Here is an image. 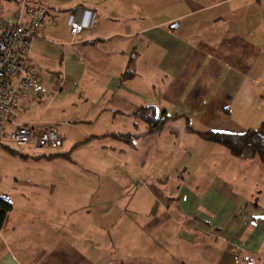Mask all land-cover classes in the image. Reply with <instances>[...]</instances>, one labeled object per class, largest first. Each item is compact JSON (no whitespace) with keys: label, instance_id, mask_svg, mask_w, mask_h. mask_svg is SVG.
Wrapping results in <instances>:
<instances>
[{"label":"crops","instance_id":"obj_1","mask_svg":"<svg viewBox=\"0 0 264 264\" xmlns=\"http://www.w3.org/2000/svg\"><path fill=\"white\" fill-rule=\"evenodd\" d=\"M2 1L10 18L23 0ZM26 1L49 13L31 53L42 79L34 114L18 119L55 129L62 147L0 192L13 207L0 264L263 257L264 206L244 159L187 127L243 134L263 122L264 0ZM79 9L97 26L73 36ZM128 67L135 76L122 81ZM143 106L175 119L132 145L124 136L147 130L133 116Z\"/></svg>","mask_w":264,"mask_h":264},{"label":"built area","instance_id":"obj_2","mask_svg":"<svg viewBox=\"0 0 264 264\" xmlns=\"http://www.w3.org/2000/svg\"><path fill=\"white\" fill-rule=\"evenodd\" d=\"M48 13L44 5L23 0L13 16L0 17V148L28 146L44 152L62 147V139L55 129H41L37 122L21 123L18 119L20 108H29L42 84L31 53ZM96 26L97 13L89 9L76 10L68 17L73 36L94 30Z\"/></svg>","mask_w":264,"mask_h":264},{"label":"trees","instance_id":"obj_3","mask_svg":"<svg viewBox=\"0 0 264 264\" xmlns=\"http://www.w3.org/2000/svg\"><path fill=\"white\" fill-rule=\"evenodd\" d=\"M131 66V64H130ZM135 71L132 68L123 73L121 80L126 81L135 76ZM133 116L144 122L147 126L145 133L141 135L128 134L124 138L134 145L133 140L140 137H145L151 134H161L164 132L167 124L175 118L170 117L165 112L159 113L155 106H143L139 108ZM189 132L197 133L203 140L220 145L224 147L233 157L239 159H246L248 157H258L264 170V120L257 127L247 130L243 134H229L214 131L198 132L192 127L188 126ZM122 138L116 136V138ZM13 207L6 199L0 198V229L3 227L8 214Z\"/></svg>","mask_w":264,"mask_h":264},{"label":"rangeland","instance_id":"obj_4","mask_svg":"<svg viewBox=\"0 0 264 264\" xmlns=\"http://www.w3.org/2000/svg\"><path fill=\"white\" fill-rule=\"evenodd\" d=\"M4 7L5 3L1 6L0 17H6L7 15V9L6 7L4 9ZM262 95L264 96V92L262 93ZM29 108H31V106H29ZM29 108L28 106L20 108L19 115L22 121L33 117L34 113L32 112V110L31 112H28L30 110ZM36 114L38 115V112H36ZM40 153L43 152L35 151L28 146L12 145L9 148H0V192H3L5 190L6 185H10L15 181L23 182L25 180H28L31 176V168L33 167V165L37 164L34 157ZM245 160H247L248 162ZM243 162L248 167L246 168L245 166H243L241 168L246 186L251 188L249 189V192H253V187L256 188V186L258 185V188L255 190V192L259 193V196L257 198H254V200H256L259 206H264L263 166L258 157H248L244 159ZM262 250L263 257H252V255L250 257L245 255L242 258V264H264V246Z\"/></svg>","mask_w":264,"mask_h":264}]
</instances>
